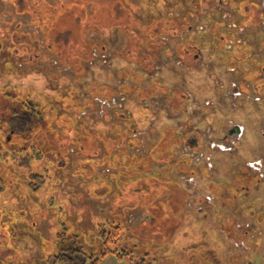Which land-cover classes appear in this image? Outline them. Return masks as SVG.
I'll return each mask as SVG.
<instances>
[{
    "label": "rangeland",
    "instance_id": "obj_1",
    "mask_svg": "<svg viewBox=\"0 0 264 264\" xmlns=\"http://www.w3.org/2000/svg\"><path fill=\"white\" fill-rule=\"evenodd\" d=\"M248 110L264 0H0V264L100 256L104 224L126 256L85 264H264Z\"/></svg>",
    "mask_w": 264,
    "mask_h": 264
},
{
    "label": "trees",
    "instance_id": "obj_2",
    "mask_svg": "<svg viewBox=\"0 0 264 264\" xmlns=\"http://www.w3.org/2000/svg\"><path fill=\"white\" fill-rule=\"evenodd\" d=\"M33 107L32 109H36L33 105H30ZM25 110L32 111L30 107L26 106ZM114 228V229H113ZM113 229V230H112ZM98 241L101 244V250H100V256H95L94 254H91L85 250H83V247H76L72 248L66 253H61L60 256H56L53 262H58L60 264H85L88 260H91L92 262H96L99 260L100 257L106 256L107 254H115L119 257H125L126 254L124 253L125 250H120L117 247V242L122 239V228L121 226H112L108 227V225H103L99 227L98 230ZM69 253V254H67ZM129 264H137L140 261H132V259H129ZM145 262V260H144ZM140 264V263H139Z\"/></svg>",
    "mask_w": 264,
    "mask_h": 264
},
{
    "label": "crops",
    "instance_id": "obj_3",
    "mask_svg": "<svg viewBox=\"0 0 264 264\" xmlns=\"http://www.w3.org/2000/svg\"><path fill=\"white\" fill-rule=\"evenodd\" d=\"M241 105L243 106V104H241ZM241 116H242V118H245V119L243 121H241L240 123L246 124V123H249L250 122L249 123V127L250 126L254 127L256 125L257 128L259 127V128H261V130L264 129V114L261 113V110H260V112H257V113H255L252 110H248L245 113H243ZM246 129H247V127H246ZM235 133H236V131L234 129V126L229 127L228 128V131L226 132L227 135L223 134L221 136H218L216 138V140L228 141V140H230L235 135ZM250 133L252 134V131ZM198 142L199 141L196 139L195 140V143L192 144V145L194 147H197L198 148V147H200V146L197 145ZM185 143L186 142H184V144ZM257 145H259V144L257 143ZM203 149H204V147H203Z\"/></svg>",
    "mask_w": 264,
    "mask_h": 264
},
{
    "label": "built area",
    "instance_id": "obj_4",
    "mask_svg": "<svg viewBox=\"0 0 264 264\" xmlns=\"http://www.w3.org/2000/svg\"><path fill=\"white\" fill-rule=\"evenodd\" d=\"M237 93H240V92H238V91H236L234 94L235 95H238ZM243 131H244V127L243 126H240L239 127V132H238V138H240L241 136H242V134H243ZM213 147L215 146V144L214 145H212ZM219 147L221 148V149H224V150H229V149H231V146H229V147H227V146H223V145H219ZM254 167H256V168H260V166H259V164H254L253 165Z\"/></svg>",
    "mask_w": 264,
    "mask_h": 264
}]
</instances>
